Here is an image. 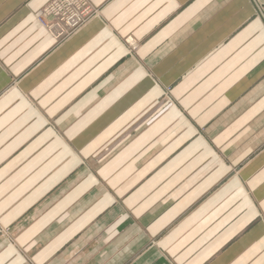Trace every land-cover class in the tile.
<instances>
[{"label":"crops","instance_id":"crops-1","mask_svg":"<svg viewBox=\"0 0 264 264\" xmlns=\"http://www.w3.org/2000/svg\"><path fill=\"white\" fill-rule=\"evenodd\" d=\"M52 1L0 0V264H264V0Z\"/></svg>","mask_w":264,"mask_h":264},{"label":"built area","instance_id":"built-area-1","mask_svg":"<svg viewBox=\"0 0 264 264\" xmlns=\"http://www.w3.org/2000/svg\"><path fill=\"white\" fill-rule=\"evenodd\" d=\"M74 3L75 0H53L45 11L48 16L54 18L55 22L50 24L48 29L58 41L69 37L96 13L86 0H82L81 10L75 9ZM76 11L78 14H75Z\"/></svg>","mask_w":264,"mask_h":264},{"label":"rangeland","instance_id":"rangeland-1","mask_svg":"<svg viewBox=\"0 0 264 264\" xmlns=\"http://www.w3.org/2000/svg\"><path fill=\"white\" fill-rule=\"evenodd\" d=\"M86 1H87L88 4H90V0H86ZM81 2H82V0H75V3H74V4H75V5H74V6H75V9H80V10H81V6H82V5H81ZM90 6L93 7L92 5H90ZM93 9H95V8L93 7ZM94 11H95V10H94ZM75 14H78V11H76ZM93 15H94V14H93ZM93 15H92L90 18H92ZM81 27H82V26L80 25L79 28L76 29V30L73 32V34H75V33H76Z\"/></svg>","mask_w":264,"mask_h":264},{"label":"snow or ice","instance_id":"snow-or-ice-1","mask_svg":"<svg viewBox=\"0 0 264 264\" xmlns=\"http://www.w3.org/2000/svg\"><path fill=\"white\" fill-rule=\"evenodd\" d=\"M246 179V178H245ZM262 180H264V177H262Z\"/></svg>","mask_w":264,"mask_h":264}]
</instances>
